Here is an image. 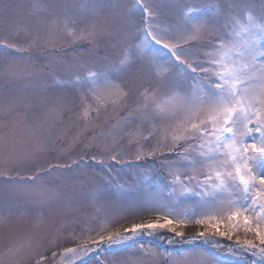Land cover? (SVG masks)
Returning a JSON list of instances; mask_svg holds the SVG:
<instances>
[{
  "label": "snow or ice",
  "instance_id": "1",
  "mask_svg": "<svg viewBox=\"0 0 264 264\" xmlns=\"http://www.w3.org/2000/svg\"><path fill=\"white\" fill-rule=\"evenodd\" d=\"M0 21L7 25L0 36V51L8 54L6 78L27 79L38 93L61 90L56 113L70 110L63 90L72 89L78 116L88 124L100 121L109 104L120 106L125 115L109 130L113 142L126 137L135 143L137 161L158 158L152 171L159 177L131 171V182H121L113 167L134 166L115 148L54 163L41 139L50 126L27 139L25 130L12 129L0 137V175L10 186L5 191L18 199L0 206V223L14 212L42 214L49 200L79 198L90 202L92 211L85 212L97 227L85 221L71 229L67 235L76 246L63 247L58 260L60 236L51 239L46 251L56 264H147L143 257L157 264L158 256L166 257L165 264H264V0H135L131 7L118 0H0ZM61 35L81 45L85 63H33L34 56L47 54L41 49L54 50ZM104 37L112 43L101 48ZM133 96L134 107L126 104ZM24 100L16 95L0 102V114L11 115ZM21 143L34 151L17 155ZM93 165L100 171L83 170ZM21 168L31 174L21 175ZM144 213L164 222H136ZM117 217L130 227L121 223L123 231L117 230ZM189 222L213 231L184 238L177 229ZM160 229L193 246L158 254L139 243ZM241 230L252 238L240 239ZM201 237L222 250L212 253L211 262L193 244ZM43 243L38 236H29L27 245L12 243L0 264H42ZM133 249L139 255L101 258Z\"/></svg>",
  "mask_w": 264,
  "mask_h": 264
},
{
  "label": "rangeland",
  "instance_id": "2",
  "mask_svg": "<svg viewBox=\"0 0 264 264\" xmlns=\"http://www.w3.org/2000/svg\"><path fill=\"white\" fill-rule=\"evenodd\" d=\"M28 0H4L6 4H25ZM118 2L131 7L135 0H118ZM7 25L0 21V36L7 34ZM56 48L49 51L48 49H41L42 53H47L46 55L34 56L33 63L40 65L50 63L53 60L68 62L79 67L81 63L82 50L81 45L73 44L71 38L66 35H61L55 40ZM101 48L105 46H110L112 41L104 37L98 41ZM77 49V51H74ZM8 54L6 52L0 51V102H6L8 98L16 95L24 96L25 100L23 103L19 104L11 115L4 116L0 114V137L7 131L12 129H23L25 130V139L31 136L33 130L36 129H48L50 126V134L42 137L44 143H47L52 149L49 158L53 160L54 163H64L70 162L73 159H80L81 157L88 158L90 155L99 154L101 151H107L109 148H115L123 154V161L133 164V168L129 169L126 163L117 164L113 167V173H118V179L123 181L131 182L128 175L131 171L136 172H148L149 176L155 179H159L155 171L152 169H158V158L150 157L147 161H137L136 152L137 145L135 143H129L128 139L125 137L119 140L118 143L113 142L112 136L109 134V130L112 125L120 119L122 115H125L124 110L118 105L109 104L107 110L102 113L100 121L94 122L93 124H88L82 121L79 116V108L77 102V95L72 89L63 90V95L65 98V103L70 107L69 111H63L61 113H56L54 107L57 105L56 96L60 93L59 89H48L44 93H38L36 91L28 88L29 81L27 79H19L15 81H10L2 72V68L5 64ZM25 62H27V57H25ZM63 75V74H61ZM51 83V79H49ZM136 103V97L133 96L126 101V104L134 107ZM58 136V139L56 137ZM119 139V134H117ZM143 144L144 142L141 141ZM155 144H144L145 148H150ZM34 151V147L28 143H21L17 146V155L22 156L24 152ZM5 156L2 151H0V171H3V160ZM156 160V163L153 161ZM105 163H110L105 160ZM85 171H100L99 168H84ZM161 175H164V170H159ZM21 175L31 174L30 170L27 168L20 169ZM15 175V173H12ZM59 175V174H56ZM142 178V177H141ZM47 182V181H46ZM10 186L6 184L5 177L0 175V206L6 203H11L18 199L11 194L10 191H5V189ZM92 211L90 202H81L79 198H58L54 200H49L47 207L42 214L35 211L29 210L24 214L19 212H14L10 217H8L6 223H0V255H2L6 247L10 246L12 243L25 244L28 243L29 236H38L43 239V246L38 249L39 252H45L47 259L42 261V264H56L51 256L50 251H46L52 247L49 243L51 239L56 237L58 234L60 236L61 247L57 248V257L60 258V253L63 247H75L76 244L71 240V237L67 235L71 229L76 228L77 224L83 225L87 221L88 225L91 227H97V222L93 220H88L87 214L85 212ZM0 215H5L0 213ZM143 220H137L136 222H152L153 220H159L163 223V219L155 216L151 213H144ZM120 220V223H117ZM117 220H113L112 223L115 224L116 229L123 231L121 223L124 227H130V223L126 220H122L117 217ZM39 221V223L37 222ZM184 233V238L197 236L198 233L204 232L205 236H209L213 230L208 229L206 225H197L194 222H189L177 229ZM221 230H224L223 224L221 225ZM79 232V229H76ZM95 235V233H93ZM181 237H176L174 233L170 232L168 229H160L152 236L143 235L138 238L139 243H142L146 249H151L156 253H163L165 250H173L175 248H190L193 245L188 244L187 241ZM239 238H249L251 239V234H245L242 230L239 233ZM214 239L224 240L227 243H232L233 241H226V238L215 237ZM156 242V244L149 243L150 241ZM168 240H172L173 243L169 244ZM204 238L201 237L195 241L193 244L196 246L197 252H204L209 262L215 259L213 252L222 251L216 250L212 247V241L207 244L203 243ZM148 241V242H147ZM139 245H137L138 249ZM137 249L130 250L128 254H115L114 256H109L108 253H103L101 258L108 257L109 259L120 261L127 258L128 255L137 254ZM239 255V253H238ZM33 258L37 257V252L32 253ZM251 261V256L247 257ZM147 264H151L148 257H143ZM166 257L158 256L157 264H165ZM186 264H191V262H186Z\"/></svg>",
  "mask_w": 264,
  "mask_h": 264
},
{
  "label": "bare ground",
  "instance_id": "3",
  "mask_svg": "<svg viewBox=\"0 0 264 264\" xmlns=\"http://www.w3.org/2000/svg\"><path fill=\"white\" fill-rule=\"evenodd\" d=\"M153 221H154V220H153ZM153 221H152V222H153ZM143 222L147 223L146 221H143Z\"/></svg>",
  "mask_w": 264,
  "mask_h": 264
}]
</instances>
